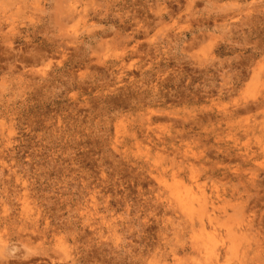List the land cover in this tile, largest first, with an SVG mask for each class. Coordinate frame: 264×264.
I'll return each mask as SVG.
<instances>
[{
    "label": "rangeland",
    "instance_id": "obj_1",
    "mask_svg": "<svg viewBox=\"0 0 264 264\" xmlns=\"http://www.w3.org/2000/svg\"><path fill=\"white\" fill-rule=\"evenodd\" d=\"M263 100L264 0H0V264H264Z\"/></svg>",
    "mask_w": 264,
    "mask_h": 264
},
{
    "label": "bare ground",
    "instance_id": "obj_2",
    "mask_svg": "<svg viewBox=\"0 0 264 264\" xmlns=\"http://www.w3.org/2000/svg\"><path fill=\"white\" fill-rule=\"evenodd\" d=\"M264 101V100H263ZM243 105H245V104H243ZM248 105V104H247ZM257 105V104H256ZM246 106V105H245ZM247 107V106H246ZM250 107V106H249ZM259 107V106H258ZM260 107H262V106H260ZM244 108V107H243ZM264 108V107H263ZM249 109V108H248ZM263 112V111H262ZM264 113V112H263ZM261 114V113H260ZM174 185V184H173ZM166 186H167V184H166ZM169 186V185H168ZM165 187V186H164ZM171 187H173V186H171ZM189 187V186H188ZM186 188V187H185ZM187 189V188H186ZM190 189V188H189ZM172 190V189H171ZM191 190V189H190ZM174 191V190H173ZM186 191V190H185ZM193 191V190H192ZM182 192H183V190H182ZM187 193V192H186ZM168 194H169V192H168ZM182 195V194H181ZM189 195V194H188ZM203 195V194H202ZM170 196V195H169ZM194 196V195H193ZM173 197H175V196H173ZM202 197V196H201ZM188 198V197H187ZM186 198V199H187ZM171 199V198H170ZM191 199H193V197L191 198ZM188 200V199H187ZM195 200V199H194ZM174 201V200H173ZM173 201H171V202H173ZM182 201H184V200H182ZM185 202V204H186V201H184ZM190 202V201H189ZM195 202V201H194ZM183 205H184V203H182ZM188 206V205H187ZM195 206V205H194ZM185 207H186V205H185ZM189 207V206H188ZM192 208V207H191ZM189 210H191V209H189ZM181 211V210H180ZM202 211V210H201ZM183 212H184V210H183ZM182 212V213H183ZM186 212H189V211H186ZM185 213V212H184ZM200 213H202V212H200ZM193 214V213H192ZM195 214V213H194ZM197 214V213H196ZM189 216V215H188ZM27 217V216H26ZM194 217V216H193ZM192 217V218H193ZM187 218V217H186ZM189 218V217H188ZM196 219V218H195ZM208 241H209V239H208ZM1 243L3 244V242L1 241ZM202 243V242H201ZM205 243V242H204ZM204 243H202V247L204 246L203 244ZM1 244V245H2ZM214 246V245H213ZM202 249V248H201ZM204 249H206V248H204ZM205 255V254H204ZM219 256V255H218ZM206 257V256H205ZM208 257V256H207ZM214 260V259H213ZM215 261V260H214ZM213 262V261H212ZM217 261H215V263H216Z\"/></svg>",
    "mask_w": 264,
    "mask_h": 264
}]
</instances>
